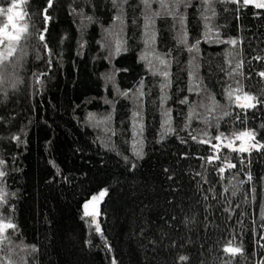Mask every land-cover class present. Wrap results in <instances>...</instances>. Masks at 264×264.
Listing matches in <instances>:
<instances>
[{
    "label": "trees",
    "instance_id": "obj_1",
    "mask_svg": "<svg viewBox=\"0 0 264 264\" xmlns=\"http://www.w3.org/2000/svg\"><path fill=\"white\" fill-rule=\"evenodd\" d=\"M48 2L26 0L30 35L0 68L7 76L0 84V171L6 173L0 188L7 194L0 218L16 225L7 230L11 242L0 251V262L111 264L113 257L117 264L264 261V149L240 153L223 147L234 141L238 148L242 141L232 134L243 131L255 133L254 141L244 138L245 146L264 144V104L242 110L226 94L229 86H242L250 95H264V78L258 75L264 59H256L264 57V9L242 0H209L210 7L192 0L174 18L152 17L163 11L157 2L150 10L141 0H52L51 7ZM184 31L186 44L180 42ZM206 32L213 40L218 33L219 40L235 38L237 44L209 43ZM197 40L199 51L189 52ZM153 51L171 62L165 68L155 59L158 70L171 74L166 92L160 89L164 78L149 70ZM141 80L145 95L134 101ZM197 83L201 92H189L190 84ZM124 92L129 95H120ZM163 95L169 98L162 104ZM185 97L188 103L181 104ZM166 109H171L175 131L162 140ZM134 112L141 113L142 121ZM134 120L144 126L138 137L143 140L141 159L133 155ZM221 132L227 140L212 139ZM203 139L211 144L200 143ZM216 143L222 144L218 152L212 148ZM210 155L221 160L208 163ZM225 156L235 168H226ZM219 167H225L223 174ZM103 190L96 216L102 237L93 217L84 216V205ZM228 242L242 246V253H226Z\"/></svg>",
    "mask_w": 264,
    "mask_h": 264
},
{
    "label": "snow or ice",
    "instance_id": "obj_2",
    "mask_svg": "<svg viewBox=\"0 0 264 264\" xmlns=\"http://www.w3.org/2000/svg\"><path fill=\"white\" fill-rule=\"evenodd\" d=\"M123 2H126V0H123ZM141 2L144 4L145 9L150 10L151 6H152V0H141ZM155 2H157L160 5V8L163 10V14L166 15H172L174 18L176 16L180 15V9L181 7L183 8H188L191 6L192 4V0H155ZM199 2L201 3V5H206L208 7H210V2L209 0H199ZM230 2L232 3H238L239 0H230ZM113 3H116V0H113ZM243 4L245 6L249 5V4H254L256 8L258 9H264V0H243ZM52 6V0H49L48 2V7ZM20 7V3L17 2V0H12V3H10V5L7 8H3L0 7V14H4L7 16V22L3 25L2 28H0V45H3L4 47L2 49H0V68H3L5 65V62H11L10 58H13L15 56V53L17 52V48L19 43L22 41V39L26 38V34L30 35L28 33V26L27 24H25L23 27H18L16 20L17 18L19 19H23L24 14L16 11L18 8ZM44 13H45V20H48L49 17L47 16V9H44ZM162 14V12L157 11L152 13V17L155 16H160ZM213 15H215V13L213 12ZM150 17H146V20H150ZM184 19L183 17H181V28H184ZM205 20L208 19V17H204ZM154 22V21H153ZM9 27H11V31H9ZM46 31V29H45ZM210 31V30H209ZM44 35L41 33L39 34V40L40 41H44ZM204 39L205 41L212 43V42H219V43H228L231 45H236L237 44V39L233 38V39H229L227 41H223V40H219V34L217 33L216 35V39L213 40L212 37L209 35V32H206L204 35ZM155 41V34L153 33L148 40H146V43L148 44H154ZM181 43L186 44L187 43V33L186 31L182 32V36H181ZM199 44H200V40H197L195 42V44L191 45L188 48L189 52L192 51H199ZM120 47L119 45L117 46V53L119 52ZM141 59H147L146 56H142ZM156 59L159 61V63L161 65H163L165 68H169L171 62L165 59L160 58L159 56L156 57ZM257 60H262L264 59V57L261 56H257L256 57ZM237 68L240 67L239 64H237L236 66ZM149 70L152 72V75H160L164 78V83L160 84V89L161 92H166V89L168 87L171 86V80H170V72L167 70L164 71H160V70H155L153 71L152 69V63L151 61H149ZM233 71H235V69H233ZM42 75V74H40ZM229 75H231V73H229ZM258 75L262 78H264V71H261L258 73ZM190 78H193L195 76V73L190 72L189 73ZM7 79V76L4 72L0 71V84H3L5 82V80ZM202 83V81L200 82ZM200 83H197L195 85V87L189 86L188 91L189 92H197V94H199L201 92V86ZM15 85L13 84V87ZM144 83L143 80L140 81V87L137 89V93L138 95L135 97L136 100H139L140 97H143L145 95L144 91ZM204 91L206 92L207 89H204ZM236 92H242L243 95H235ZM226 94L227 97L229 99V101L236 103L238 107H240L242 110L244 109H250V108H255L257 106V104H264V95H262L260 98H258L255 95H250L247 92L243 91V87L242 86H238L235 89H231V86H229V89L226 90ZM120 95L123 96H128L129 94L127 92L124 93H120ZM233 97H235V99L233 100ZM169 97H167V95H163L161 97V103H166L167 99ZM210 99L212 101H215V97L211 96ZM244 100V103H240L241 100ZM106 103H112L111 101H105ZM181 104H187L188 103V98L185 97L184 99L180 100ZM214 107L209 109V111H214ZM171 109H166L163 112V115L165 117L163 124L161 125L163 131L161 133V139L163 140L167 135L171 134L172 132L175 131V129H173L171 127ZM194 115V111L190 110L189 114H188V118L189 120H191V118ZM225 116L229 115L228 112L224 113ZM133 117H140L141 121H142V116L140 112H134L133 113ZM94 115L93 114H89V119H93ZM239 118V117H237ZM111 116L109 115V117L106 118V120L104 122L110 121ZM205 124H208L209 122L207 121V119H204ZM138 127L139 131H136V128ZM143 123L140 122L139 124L136 123V121L134 120L133 122V155L137 158V159H141L144 156V151H143V140L138 138L139 136L142 135L143 133ZM216 128L219 127V122H217V124L215 125ZM262 127H264V125H262ZM106 131H110L112 133V135H115L116 132L114 129H106ZM205 135H207V133H205ZM234 136L235 139L241 140V144L240 146L234 147V141H230L227 144H223V147L229 148L232 151H237L240 153H244V152H250L253 149H264V144H260L259 142H248L247 146H245L244 143V138L247 137L249 138V141H254L255 140V133L252 131H243L240 132L238 135L233 133L232 134ZM222 138L224 140H227L228 137L225 136L224 133H219L217 136L213 137L212 139H215L218 142L222 141ZM16 139H19V137H17ZM191 139L196 140L197 137L195 135H193L191 137ZM202 144H211V139H203L199 141ZM222 144L221 143H216V144H212V148L214 151L218 152L219 149L221 148ZM125 161H128V157L125 156L124 157ZM203 159V157H202ZM207 162L208 163H212L215 160H221V156L220 155H210L207 158ZM222 163L227 162L226 163V168L227 169H233L236 167L235 164L230 162L229 157L225 156L223 157V160L221 161ZM243 161L241 160V163ZM0 164H3V161H0ZM132 168H135L136 165L135 163H132L131 165ZM218 171L220 174H223L225 172V167H219ZM5 172L4 171H0V177H4L5 176ZM252 179L251 174H248V180L250 181ZM240 183H244V181H241ZM225 191H227V189H225ZM253 192L255 191V189L252 190ZM107 190H103L99 193V197L93 196L92 197V201H90L89 203L95 202L98 199H102L105 195H106ZM233 195H235V191H233L232 193ZM14 195V193L12 194ZM7 202V194L3 191L2 188H0V203H6ZM89 208V204L86 203L84 205V216L88 217L91 216L93 217V223H95V231L97 233H99L102 237H103V232L102 229L99 225V223L95 220V217L99 215L98 209H96L95 207L93 208L92 211H88ZM260 216L261 219L264 220V206H261V211H260ZM8 218H0V251L4 250V245L6 244H10V237L7 235V230L8 229H13L15 230L16 225L9 222H4L5 220H7ZM262 227H264V225H262ZM262 239H264V237H262ZM105 244H107L106 238H105ZM262 247H264V245H262ZM108 250L111 251V246L108 245ZM9 251H11V249H9ZM32 251H35V248H32ZM224 251L226 253H230L233 256H235L238 253H242L243 249L242 246L241 247H232L231 246V242H228V246H226L224 248ZM179 259L181 261H186L188 258L186 256H180ZM0 264H2V262H0ZM8 264H12L11 260L8 261ZM25 264H27V262L25 261ZM111 264H117V261L115 259V257L112 258L111 260ZM261 264H264V261H261Z\"/></svg>",
    "mask_w": 264,
    "mask_h": 264
},
{
    "label": "rangeland",
    "instance_id": "obj_3",
    "mask_svg": "<svg viewBox=\"0 0 264 264\" xmlns=\"http://www.w3.org/2000/svg\"><path fill=\"white\" fill-rule=\"evenodd\" d=\"M1 1V0H0ZM6 1V2H5ZM243 1V0H242ZM4 4H2V3H0V7H3V8H7L9 5H10V3H12V0H4ZM17 2L18 3H20V7L16 10V11H19V12H21V13H23L24 14V17H23V19L21 20V19H19V18H17V20H16V23H17V26L18 27H23L25 24H27L26 23V11H25V2H26V0H17ZM155 2V0H152V4L154 5V6H156L157 4H155L154 3ZM162 13H163V11H161ZM166 15V14H165ZM161 16V15H160ZM7 22V16L6 15H4V14H0V28H2L3 27V25L5 24ZM12 29H11V27H9V31H11ZM109 44H110V42L108 41L107 42V45L109 46ZM150 45V44H149ZM4 46L3 45H0V49H2ZM157 56H159V55H157V52H155L154 53V51L153 52H151V53H149V57H150V59H149V61H151V63H152V66H154V67H152V69H157L158 70V67H155V66H157V63H156V57ZM160 57V56H159ZM161 58V57H160ZM160 64V63H159ZM161 65V64H160ZM161 71V70H160ZM236 95H243V93H240V94H236ZM134 96V95H133ZM134 101H135V96L132 98ZM240 103H244V100L242 99L241 101H240ZM237 105V104H236ZM96 197H99V196H96ZM100 200L101 199H98L97 201V206H96V209H98V212H100ZM90 206H91V204H89V208H88V210L89 211H92V209L90 208ZM95 220L98 222V218H96L95 217ZM259 264H261V263H259Z\"/></svg>",
    "mask_w": 264,
    "mask_h": 264
},
{
    "label": "water",
    "instance_id": "obj_4",
    "mask_svg": "<svg viewBox=\"0 0 264 264\" xmlns=\"http://www.w3.org/2000/svg\"><path fill=\"white\" fill-rule=\"evenodd\" d=\"M90 201H92V199H90L87 203H88V204H91L90 208L93 210L94 207L96 208V206H97V202H98V201H95V202L89 203Z\"/></svg>",
    "mask_w": 264,
    "mask_h": 264
}]
</instances>
